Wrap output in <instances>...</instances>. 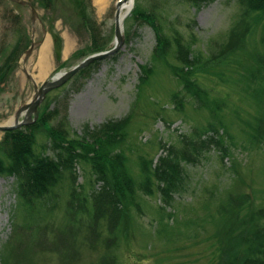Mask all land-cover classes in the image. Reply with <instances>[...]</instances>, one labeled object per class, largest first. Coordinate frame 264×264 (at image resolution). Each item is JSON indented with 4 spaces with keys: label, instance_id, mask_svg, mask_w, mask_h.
<instances>
[{
    "label": "rangeland",
    "instance_id": "1",
    "mask_svg": "<svg viewBox=\"0 0 264 264\" xmlns=\"http://www.w3.org/2000/svg\"><path fill=\"white\" fill-rule=\"evenodd\" d=\"M117 1L107 0L101 7L96 0H54L52 9L35 2L37 16L33 22L27 0H0V64L1 47L25 42L28 49L32 45L28 55L24 51L19 54L12 77L1 83L0 125H6L21 105L31 103L44 81L88 55L74 58L62 70L58 68L59 60L69 59L74 51H81L91 43L90 32L78 25L86 10L83 5H89L88 16L94 19L92 26L101 31V39L109 40L107 46L113 48L110 38L114 33ZM136 7H146L159 14L161 33L170 38L174 52L167 58L153 54L156 29L145 21L133 20ZM257 15L249 16L239 0L200 3L132 0V8L122 18L124 38L117 50L96 57L97 62L89 66L88 73L79 75L84 66L49 89L38 108L45 104L46 112L58 108L69 137L76 139H79L77 135L87 137L88 131L106 122L127 118L125 137L114 149L128 155L136 189L143 179L139 155L145 153L156 163L182 134L195 138L197 126L205 138L218 131L223 138L222 146L212 145L197 160L182 161L185 177L172 192L170 203L158 193L148 195L137 189L142 198L137 197L132 207L121 209L120 220L112 211L113 233L108 231V219L100 218L102 213L97 207L105 183L81 161L75 165V175L78 183H85L87 205L79 209L85 202L77 198L72 204L73 212L69 213L64 208L68 198L65 187L58 199L62 206L54 209L53 205L59 201L48 196L46 200L39 199L40 206L32 209L19 199L14 176L3 174L0 176V243L30 238L34 225L42 228L40 239L35 242L38 253L32 255L39 264H100L108 257L107 261L116 264H219L218 250L222 249L223 255L230 253L226 237L236 227L229 214L220 220L222 202L240 211L236 221L241 230L252 209L236 203L240 198L244 202L246 194L254 195L255 208H264V141L253 139L264 98H255L250 90V72L257 66L255 52L264 53L261 41L264 20L259 21L247 41L237 40L239 21ZM126 30L131 32L128 37ZM176 37L186 46L189 58L198 61L192 77L212 96L225 100L226 103L220 101V109L209 104L199 106L186 93L173 66L186 65L176 57ZM46 41L49 64L46 74L40 75L39 61ZM143 65L153 66L154 71L139 88ZM174 93L185 98V110L174 107ZM31 116L35 122L40 114L36 118L34 113ZM25 117L26 114H21L19 120ZM4 130H0V140ZM45 139L41 135L38 142ZM178 147L185 150L182 144ZM51 152L48 150L47 154ZM239 178L245 182L237 181ZM258 215L264 223V214ZM54 223L58 224L51 233L43 228ZM44 239L50 246L42 250L40 243ZM0 264H4L1 253Z\"/></svg>",
    "mask_w": 264,
    "mask_h": 264
},
{
    "label": "trees",
    "instance_id": "2",
    "mask_svg": "<svg viewBox=\"0 0 264 264\" xmlns=\"http://www.w3.org/2000/svg\"><path fill=\"white\" fill-rule=\"evenodd\" d=\"M31 1L33 4L37 2L40 5H45L49 9H52L54 2V0ZM191 1L200 3L208 0ZM239 2L243 3V8H245V12L249 16L253 13L258 14L251 20V17H244L239 21L237 40L244 42L247 41L248 35L257 28L259 21L264 20V0H239ZM83 6H85L86 10L78 25L80 24L82 30L90 32L91 43L88 46L86 45L87 48L85 47L81 51H77L75 55L73 54V57L76 58L111 47L107 46L109 40L101 39V31L92 26L91 23L94 19L88 16L87 8L89 10V5L85 4ZM133 20L137 23L145 21L156 29L157 44L153 53L155 56L167 58L173 52L170 38L161 33L162 28L158 23L159 20H162L159 14L151 9L148 10L146 7L143 9L136 7L133 11ZM262 32L261 41L264 47V27H262ZM125 33L126 37L131 34L129 30H126ZM112 37L113 35L111 34L110 40H112ZM174 44L177 59H181L186 64L185 66L173 65L174 68H177L175 74L180 75L179 78L184 83V87L189 89L188 93L197 100L199 106H208L209 104L216 110L220 109V101L226 103L225 100L212 96L208 89H205L199 81L192 77L198 61L195 63L194 60L189 58V51L186 50V46L182 45L183 42L179 38H175ZM25 48L26 43L22 42L12 45L7 54L4 52L0 64V92L3 90L1 83L8 81L12 77L17 67L16 61L19 54ZM263 54L262 52H255V57L263 59ZM58 62L62 63L61 60ZM63 65H65V62ZM89 66L81 70L79 75L88 73L90 70ZM141 71L143 75L140 77L142 83L139 84V88L149 81L154 68L153 66L143 65ZM253 72L251 71L250 75ZM250 84V87H252L251 81ZM259 91V86H255L251 93L255 98L263 99L264 96ZM180 94L174 93L172 95L173 100ZM185 102V98H181L175 108L181 109V111L185 110ZM46 106L45 104L42 107L40 116L35 122L5 132L3 139L0 140V176L3 174L14 176L19 199L30 205L32 209H37L40 206L41 202L39 199L41 198L46 200L48 196H53L55 197L54 200L59 201L61 190L63 192L65 187L68 198L64 208L67 207V213H69L73 212L72 204L77 198L81 197L82 202L83 200L85 202L82 203L79 209L87 205L88 197L86 195L88 193L85 191V183H78L75 175V165L81 161L86 167L90 166L89 169L91 171H95L97 179L105 183V190L103 189V193L100 194L97 207L102 213L100 218L108 219L109 225L107 228L110 233H113L112 211L118 214L120 220V210L132 207L137 197L140 196L137 189H141L148 195L158 193L160 197H164L166 203H170L172 201V192L182 183L185 177V166L180 165L182 161L197 160L205 145L210 143L223 144L222 136L203 138V133L197 126L194 131L195 138L185 133L176 144H172L168 153L159 156L156 163L153 157L145 153L139 155L138 162L143 179L140 187L136 189L137 182L127 163L129 162L128 155L121 149H114L125 137L124 129L129 123L127 118L106 122L99 128L88 131L90 134L88 133L87 137L77 135L79 139H76L69 137V132L64 127V117L58 118V108L46 112ZM211 125L213 126L214 124ZM41 135L46 136V139L38 142V138ZM253 139L264 141V105L261 115L254 126ZM180 144L185 147V150L182 147H178ZM48 150H53V152L47 154ZM242 178L237 181L241 180L244 183L245 181ZM154 181L156 185H154ZM252 192L255 191L252 190ZM140 197L142 198V196ZM245 197L247 198L246 201L242 202L240 198L236 202L238 204L243 203V207L252 209L246 226L242 230L239 221H236L240 216V211L236 212L234 207L227 206L222 202L220 220L223 219L224 214H229V219L234 222L236 227L226 237L230 253L223 255L222 249L218 250L216 258L220 261L219 264H264V223L261 222L258 215L259 213L264 214V208H255L254 195L246 194ZM137 204L135 203V205ZM59 206H62L60 201L53 205V208L56 209ZM169 215L171 216L170 213ZM160 217L161 219L163 218L161 215ZM57 224H46L43 228L48 233H51L54 225ZM31 227L30 238L21 237L20 240L15 242L8 239L0 243L2 244L0 253L4 264H39L32 255L38 253L35 242L40 239L39 234L42 228L37 229L34 225H31ZM101 231L102 229L100 234ZM49 246L50 244L46 243V239L40 243L42 250L45 249L44 247L48 248ZM16 257L20 258L15 259ZM108 258L105 259V262L104 260L100 262V264H116L115 261L113 263L107 261Z\"/></svg>",
    "mask_w": 264,
    "mask_h": 264
},
{
    "label": "water",
    "instance_id": "3",
    "mask_svg": "<svg viewBox=\"0 0 264 264\" xmlns=\"http://www.w3.org/2000/svg\"><path fill=\"white\" fill-rule=\"evenodd\" d=\"M123 1H127V0H119L118 5H120ZM27 3L32 8V13H33L32 20L34 22L37 16L36 10L34 8V5L29 0H27ZM119 15H120V11L118 10V15L116 17V31H115L116 42H115V46L111 50L89 55L84 60H82L80 63L72 67L70 70L56 74L55 77L52 78L53 81L52 80L44 81L42 86L39 89H37L36 92L34 93L33 101L31 103L21 105L18 108V110L15 112L13 118H11L10 122H8L6 125H0V130H3V129L9 130V129L18 127L22 124L30 123L33 120L31 114L34 113L35 118H36L37 112H38V106L49 89L58 86L59 84H61L62 82L70 78L76 71L88 65L89 63L93 62L96 57L102 58L105 55L116 51L117 48L123 43V38H124L123 32H122L123 31L122 20L119 19ZM30 47H32V45ZM30 47L26 50V53H25L26 55H28V53L30 52V49H31ZM22 113L26 114V117L23 120H19V117Z\"/></svg>",
    "mask_w": 264,
    "mask_h": 264
},
{
    "label": "bare ground",
    "instance_id": "4",
    "mask_svg": "<svg viewBox=\"0 0 264 264\" xmlns=\"http://www.w3.org/2000/svg\"><path fill=\"white\" fill-rule=\"evenodd\" d=\"M96 3H98L101 7L104 6L107 3V0H96ZM132 8V0H128V1H123L118 9L120 10V19L122 20L123 15L125 14V12L129 11ZM48 48H49V44L48 41H46L42 47V55L40 57V61H39V74L40 75H45L46 71L48 69V62L46 60L47 58V52H48ZM55 77V76H54ZM53 78V77H52ZM49 78V79H52ZM10 122V120H9Z\"/></svg>",
    "mask_w": 264,
    "mask_h": 264
}]
</instances>
